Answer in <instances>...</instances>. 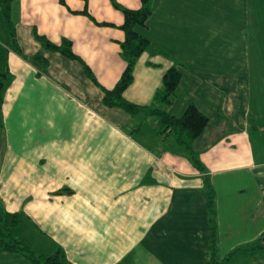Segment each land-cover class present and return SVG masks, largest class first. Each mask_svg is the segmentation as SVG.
<instances>
[{
  "label": "crops",
  "instance_id": "obj_1",
  "mask_svg": "<svg viewBox=\"0 0 264 264\" xmlns=\"http://www.w3.org/2000/svg\"><path fill=\"white\" fill-rule=\"evenodd\" d=\"M160 1L144 33L166 53L143 52L123 96L156 105L164 73L177 66L181 80L162 108L181 116L193 103L208 117L192 142L202 169L155 117L103 103V88L126 66L123 14L110 0H15L12 30L0 5V71L10 77L0 109V206L24 212L12 230L38 255L61 249L60 264H220L264 234V47L255 39L242 47L240 19L234 52L219 51L211 66L213 55L196 48L192 6ZM36 34L70 40L96 82L81 60L46 49ZM0 264L35 263L0 251Z\"/></svg>",
  "mask_w": 264,
  "mask_h": 264
},
{
  "label": "trees",
  "instance_id": "obj_2",
  "mask_svg": "<svg viewBox=\"0 0 264 264\" xmlns=\"http://www.w3.org/2000/svg\"><path fill=\"white\" fill-rule=\"evenodd\" d=\"M13 1L0 0L5 22L10 30L14 27L11 22L10 8ZM110 1L123 14V22L120 28L124 32V39L120 43V53L126 66L112 88H103V103L106 106L121 108L130 115H138L141 112H145L147 115L155 117L158 121V126L162 128L161 131L165 133L169 131L173 132L177 144L183 148L194 164L201 168V162L192 149V142L203 132L208 122V117L193 103L188 104L181 116H174L162 108L171 102V96L181 80L182 73L177 66H171L164 73L162 87L155 92L154 98L156 105L148 107L137 105L129 102L123 96L124 90L134 80V67L140 55L145 51L166 53L153 48L149 38L144 33L153 13V0H140V6L138 8L126 7L116 0ZM82 12L88 14L86 10ZM36 36L46 49L56 50L68 58L81 60L73 52L72 42L70 40L63 39L60 44H55L42 35L36 34ZM32 58L42 66L47 64V59L41 54H35ZM81 62L87 76L96 82L90 68L82 60ZM9 83V74L0 71V109ZM206 194L208 196L213 237L215 227V194L208 181L206 182ZM24 216L25 214L22 211L8 212L0 206V251L23 253L34 261L35 264H60L64 258L61 249L56 250V252L50 255H38L20 237L14 234L12 229L21 222ZM263 236L253 244L244 245L228 253L220 264H264Z\"/></svg>",
  "mask_w": 264,
  "mask_h": 264
},
{
  "label": "rangeland",
  "instance_id": "obj_3",
  "mask_svg": "<svg viewBox=\"0 0 264 264\" xmlns=\"http://www.w3.org/2000/svg\"><path fill=\"white\" fill-rule=\"evenodd\" d=\"M184 3L192 6L199 23L194 38L196 48L213 55L209 59L211 66H218L219 51L234 52L235 23L240 19L242 32L240 35L237 32V39L242 36V47L249 42L248 47L254 39L264 47V0H186ZM209 60L206 57L205 63ZM255 126L257 122L251 123V131ZM255 146L258 148L260 144Z\"/></svg>",
  "mask_w": 264,
  "mask_h": 264
},
{
  "label": "water",
  "instance_id": "obj_4",
  "mask_svg": "<svg viewBox=\"0 0 264 264\" xmlns=\"http://www.w3.org/2000/svg\"><path fill=\"white\" fill-rule=\"evenodd\" d=\"M263 240H264V236H263Z\"/></svg>",
  "mask_w": 264,
  "mask_h": 264
}]
</instances>
